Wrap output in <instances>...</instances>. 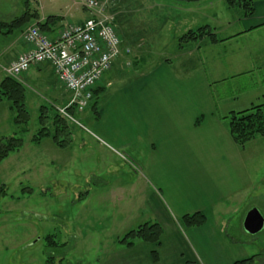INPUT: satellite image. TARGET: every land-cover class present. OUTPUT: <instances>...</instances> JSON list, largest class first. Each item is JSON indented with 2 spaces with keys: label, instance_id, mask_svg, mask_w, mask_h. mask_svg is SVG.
<instances>
[{
  "label": "rangeland",
  "instance_id": "obj_1",
  "mask_svg": "<svg viewBox=\"0 0 264 264\" xmlns=\"http://www.w3.org/2000/svg\"><path fill=\"white\" fill-rule=\"evenodd\" d=\"M24 2L0 0V20L8 22L17 18ZM45 3L56 4L52 11L60 14L66 13L61 10L64 5L73 4L71 0H45ZM247 10L245 6L229 7L227 0H118L113 13L127 46L124 47L130 50L125 55L126 65L116 63L103 76L98 85L105 81L110 84L84 110L77 111L74 117L81 124L69 119L72 141L66 147L57 146L50 135L40 144L32 141L41 128L39 106H47L49 114L54 115L59 105L38 88H26L30 119L25 133L14 122L10 101L4 98L0 102V138L17 133L24 139L20 151L0 163V182L7 190L6 195L0 196V264H46L51 257L56 264H112V251L122 248L120 239L127 232L145 223L166 224L150 213L152 203L144 200V191L150 198L153 185L144 171L145 143L139 139L131 144L115 143L107 136L121 126L115 123V112L124 117L125 110L128 113L133 109L120 91L137 85L146 72L161 70L157 75H162V79L165 65L177 78L196 71L214 81L208 74L214 63L208 61L210 51L205 49L208 37L187 42L181 38L202 26H209L220 39L226 37L239 26L238 19ZM73 13L74 16H68L73 22L91 15L79 6L74 7ZM8 29L3 27L0 33V78L5 75L1 53L6 52L4 49L20 30L18 27L7 33ZM167 75L166 72L162 80L170 91L174 90L175 82ZM213 86L217 103L227 101L223 111L245 109L255 101L248 93H257L264 87V70ZM176 97L180 94L176 93ZM224 124L227 126L226 121ZM236 146L243 162L238 179L247 176L246 188L235 196L236 201L229 202V210L221 218L207 215L212 238L199 233V227H191L194 253L204 260L208 258L200 264H232L252 257L251 264H264V227L256 234L244 228L249 210L258 209L264 218V136L245 146ZM181 217L176 218L178 225ZM48 236L56 244H51L46 239ZM208 244L213 247L211 254ZM214 252H219L218 262Z\"/></svg>",
  "mask_w": 264,
  "mask_h": 264
},
{
  "label": "crops",
  "instance_id": "obj_2",
  "mask_svg": "<svg viewBox=\"0 0 264 264\" xmlns=\"http://www.w3.org/2000/svg\"><path fill=\"white\" fill-rule=\"evenodd\" d=\"M25 3L19 16L25 12ZM31 3L29 9L37 12L38 18L31 19L22 29L39 22L44 23L49 16H58L59 20L51 21L50 27L46 29V33L52 38L59 36L67 22H73L68 16H74V7L78 6L64 5L61 10L66 13L60 14L52 11L56 8L54 3L47 5L45 0L33 6ZM253 8L251 15L244 13L240 16L239 26L231 34L220 39L215 33L219 41L214 43L207 38L209 41L205 49L210 51L208 61L214 62L208 69V74L213 76L214 81L206 79L202 72L196 71L187 72L182 78H177L179 76L173 74L165 65L164 72L161 73L162 79L167 72V77L175 82L174 90L170 91V87L160 79L162 75H157L161 70L156 73L146 72L141 76L139 85L135 83L137 85L119 90L127 96L133 109L128 113L125 110L124 117L115 112V123L119 122L121 126L115 127L107 136L115 143L127 141L131 144L138 139L145 143L147 161L144 171L153 185L151 184L152 189L149 192L150 198L144 191V200L152 203L150 213H154L157 220L166 224H162L164 232L158 246L147 242H138L131 247L122 245L120 250L112 251V264H200L208 259L197 256L191 247V229L194 228L179 226L176 218L198 211L204 212L206 216L213 214L214 218H221L223 212L229 210V202L236 201L235 196L246 188L247 176L238 179V173L243 168L240 151L222 120L231 111L244 109L232 108L223 111L227 101L217 103L213 83L218 84L229 78L249 76L264 70V0H253ZM87 18L73 23H81ZM22 29L8 43L4 49L6 52L1 53V67L4 72L10 62L30 47L21 37L24 31ZM123 45L126 46L124 43ZM126 58L125 55L120 56L113 66L116 63L126 65ZM220 69H223L222 73ZM6 76L5 73L0 78V84ZM20 81L25 88H38L50 100L58 103V108L66 106L70 101V91L59 82L49 62L31 66ZM103 83L97 87L101 91L110 81ZM176 93L180 94L179 98ZM248 94L254 96L255 100L250 106L264 103V87L257 93L252 91ZM235 99L237 97L233 100ZM133 100L136 102L133 103ZM40 101L41 99L38 103ZM42 106L44 105L39 107ZM143 177L147 179L145 175ZM210 225L208 222L197 231L212 238ZM218 230L223 232L220 227ZM155 248L158 252L156 257L152 253ZM211 248L213 247L208 244L209 254ZM219 252L213 254L215 262H218Z\"/></svg>",
  "mask_w": 264,
  "mask_h": 264
},
{
  "label": "built area",
  "instance_id": "obj_3",
  "mask_svg": "<svg viewBox=\"0 0 264 264\" xmlns=\"http://www.w3.org/2000/svg\"><path fill=\"white\" fill-rule=\"evenodd\" d=\"M39 2L40 0H30ZM91 13L81 23L67 22L58 37L52 38L38 24L21 34L30 45L4 69L8 76L21 79L31 66L49 62L59 82L71 93L69 103L59 113L81 124L68 111L73 106L84 110L93 98V90L109 72L115 60L129 54L115 23L113 9L118 0H71ZM82 126V125H81Z\"/></svg>",
  "mask_w": 264,
  "mask_h": 264
},
{
  "label": "trees",
  "instance_id": "obj_4",
  "mask_svg": "<svg viewBox=\"0 0 264 264\" xmlns=\"http://www.w3.org/2000/svg\"><path fill=\"white\" fill-rule=\"evenodd\" d=\"M240 2L237 0H227L229 7L245 6L248 10L245 15H251L253 13V0H243ZM25 12L15 18L12 21L0 20V33L2 28L8 26L7 33L13 32L16 28L22 29L21 26L24 22H27L33 18H38L37 12H31L29 0L25 3ZM58 21V16H49L44 23L39 22V27L46 32L51 21ZM24 30V29H22ZM207 36L213 43L218 42L216 34L209 29V26H202L196 30H190L184 36L182 41H191L202 39ZM98 87V86H97ZM97 87L93 90V98L100 93V89ZM10 101V108L14 112V122L20 127L22 133L27 132L26 125L29 122L30 114L26 106V88L24 84L11 76H6L0 84V102L4 99ZM92 98V99H93ZM47 106H42L40 109V130L32 138V141L39 144L45 136H52L56 145L59 147H66L72 141V123L69 119L62 116L59 111L56 114L50 115ZM97 110V109H96ZM68 111L71 115L75 116L77 110L75 107H69ZM222 120L227 122V128L229 133L238 146H245L248 142L256 139L257 137L264 136V103L254 104L249 108L241 111H231L228 115L223 116ZM197 123L199 121L197 120ZM24 145V139L22 135L14 133L13 135L0 138V163L8 158L12 153L18 151ZM7 194L6 187L0 182V196ZM179 225L183 228L200 227L207 222V216L204 212L198 211L194 213H188L183 215L179 219ZM163 226L159 222L145 223L140 225L136 229L127 232L121 239L120 243L127 247H131L138 242L151 243L154 246H158L161 243L163 236ZM51 244H56L52 236L46 237ZM153 256L158 254L157 249L153 251ZM254 257L248 259H240L234 261L232 264H251ZM46 264H56L55 260L51 257L48 258Z\"/></svg>",
  "mask_w": 264,
  "mask_h": 264
},
{
  "label": "water",
  "instance_id": "obj_5",
  "mask_svg": "<svg viewBox=\"0 0 264 264\" xmlns=\"http://www.w3.org/2000/svg\"><path fill=\"white\" fill-rule=\"evenodd\" d=\"M264 227V218L261 212L253 208L249 210L244 219V228L248 233L256 234Z\"/></svg>",
  "mask_w": 264,
  "mask_h": 264
}]
</instances>
